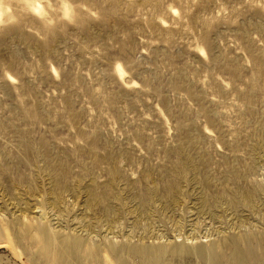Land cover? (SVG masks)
Returning a JSON list of instances; mask_svg holds the SVG:
<instances>
[{
	"label": "rangeland",
	"instance_id": "rangeland-1",
	"mask_svg": "<svg viewBox=\"0 0 264 264\" xmlns=\"http://www.w3.org/2000/svg\"><path fill=\"white\" fill-rule=\"evenodd\" d=\"M71 2L0 28V264H264V0Z\"/></svg>",
	"mask_w": 264,
	"mask_h": 264
},
{
	"label": "clouds",
	"instance_id": "clouds-1",
	"mask_svg": "<svg viewBox=\"0 0 264 264\" xmlns=\"http://www.w3.org/2000/svg\"><path fill=\"white\" fill-rule=\"evenodd\" d=\"M26 10L43 20L48 17L47 23L54 26L56 20L49 13H59L60 19L68 24L73 23V4L71 0H21ZM47 10V11H46ZM18 23V17L8 0H0V28L10 27Z\"/></svg>",
	"mask_w": 264,
	"mask_h": 264
},
{
	"label": "bare ground",
	"instance_id": "bare-ground-1",
	"mask_svg": "<svg viewBox=\"0 0 264 264\" xmlns=\"http://www.w3.org/2000/svg\"><path fill=\"white\" fill-rule=\"evenodd\" d=\"M258 233V232H257Z\"/></svg>",
	"mask_w": 264,
	"mask_h": 264
}]
</instances>
